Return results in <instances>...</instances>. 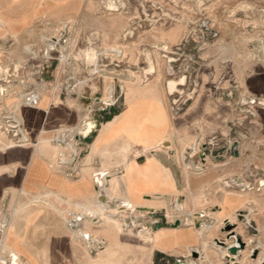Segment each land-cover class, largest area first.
<instances>
[{"label":"crops","instance_id":"0c3cea01","mask_svg":"<svg viewBox=\"0 0 264 264\" xmlns=\"http://www.w3.org/2000/svg\"><path fill=\"white\" fill-rule=\"evenodd\" d=\"M81 9L82 0H0V64L16 60V51L23 45L25 35L38 22L68 23ZM9 44L15 46L12 51L6 50ZM244 89L264 99V68L245 78ZM111 101L96 103L95 107ZM80 106L82 103L53 101L48 96L34 106L21 104L20 121L12 118L18 125L17 135L7 134L19 140L22 135L19 129H24L33 143L4 146L5 139L0 138V220H7L6 227L0 228V235L4 236L8 248L29 264H174L177 259L181 264H256L255 259L250 262L249 256L253 250L259 248L260 252L264 247V230L256 229L255 233L244 235L235 228V237L245 244L248 240L252 242L234 255L212 242L226 238L220 230L229 218L243 217L239 225L244 226L254 217L264 222V184L257 186L243 180L239 182L238 178L235 180L232 174L235 167L228 153L223 152L219 155L220 165H213L209 180L199 186L189 171L192 169L186 171L183 150L191 140L199 141L201 134L196 124L201 122V113L197 114L192 107L176 113L160 92L144 93L135 99L131 95L104 124L91 133L75 136L76 152L68 144L56 149V134L74 128L81 121ZM242 106L241 109L247 111L257 108L255 115L264 126L262 104L255 101ZM239 108V103L232 101L211 102L210 124L217 127L232 121ZM262 136L264 138V133ZM41 139L47 142L37 149L36 143ZM61 154L65 162L58 160ZM124 156L129 163L125 164L127 169L123 167ZM203 156L206 155L201 151L200 157L191 161L200 165V171L205 162ZM108 173L109 176L119 175L124 181L125 187L121 190L124 200L141 206L159 202L161 197L176 200L188 193L193 197L199 189L208 187L210 205L204 208L211 207L208 210L211 209L214 227L209 234L200 235L195 227L173 229L167 218V222H163L161 217H153L163 211L156 209L147 211L144 221L152 223L156 241L143 242L140 238L143 243L139 244L135 240L139 237L134 235H131L133 240L123 241L119 231L107 234L108 230L101 229V236L91 231L99 238L98 247L86 252L73 241L71 232L62 223V215L71 218L75 208H93L100 192L99 181ZM156 222L164 226L155 227ZM107 240L113 243L104 247ZM234 240L231 237L226 245H236ZM203 242L206 247H202ZM191 252H196L198 257L190 256Z\"/></svg>","mask_w":264,"mask_h":264},{"label":"rangeland","instance_id":"374dc122","mask_svg":"<svg viewBox=\"0 0 264 264\" xmlns=\"http://www.w3.org/2000/svg\"><path fill=\"white\" fill-rule=\"evenodd\" d=\"M25 38L16 51V60L0 64V87L11 88L5 103L0 101V113L10 109L9 106L17 101L18 93L35 92L41 94L40 100L48 96L53 101L82 103L81 121L74 128L57 133L75 146V136L85 134L83 129L88 123L91 128L87 133H91L123 107L125 86L132 87L134 99L144 93L160 92L174 106L176 113L189 107L197 114L201 113V122L196 127H199L202 140L192 138L183 150L188 154L194 152L197 158L201 151L207 156L202 158L205 161L202 171L198 170L200 165L191 163L193 158H188L186 163L199 186L209 180L210 168L216 163L220 165L219 155L223 152L228 153L230 163L235 167L232 173L235 180L238 178L239 182L243 180L257 186L264 180V126L255 115L257 108L241 109L249 102L262 104L264 100L244 91L245 78L264 68V0H82L81 12L73 21L56 25L42 20ZM53 38L57 39L56 43L48 48L46 43ZM13 47L9 44L6 50L12 51ZM65 51L68 55L62 60ZM88 52L94 53L95 59L86 60ZM127 74L134 78L129 79ZM169 81L176 83L172 92L168 90ZM110 82L112 101L104 107H95L97 100L104 96L105 85ZM213 101L239 103L235 119L217 127L211 125L209 106ZM19 131L22 135L16 141L28 140L26 131ZM124 187L123 180L115 185L114 210H126L129 205L150 209L149 204L141 206L124 200L121 195ZM209 194L207 187L199 189L193 197L188 193L170 200L173 211L179 212L176 208L180 206L185 212L194 210L199 215L193 226L185 225V228L200 230L205 218L211 220V209L208 210L211 207L204 208L210 205ZM74 211L71 218L88 224L85 227L90 231L89 237L82 246L86 252L98 247L99 238L91 231L101 236V229L108 230L105 231L107 234L119 231L123 241L133 240L131 235L139 237L135 239L139 244L156 241L144 234L152 224L144 222L147 219L145 213H132L138 231L128 232L125 228L107 226L101 215L85 209L75 208ZM163 212L153 217H161L165 222L167 217ZM203 212L209 216L205 217ZM62 216L68 218L65 214ZM254 218L244 226L239 225L243 217L237 216L231 230L236 228L244 235L255 233L256 229L263 231L264 222ZM62 223L65 225L63 220ZM213 227L214 223L203 231L209 234ZM222 228L220 232L227 235ZM4 239L0 235V240ZM222 239L225 243L230 240ZM112 243L107 240L103 246ZM250 243L247 241L246 245ZM7 247L0 250V256L7 263L16 258L21 264H29ZM258 249L255 258L250 254V262L264 260V247L260 252ZM10 250L13 258H8Z\"/></svg>","mask_w":264,"mask_h":264},{"label":"bare ground","instance_id":"6f19581e","mask_svg":"<svg viewBox=\"0 0 264 264\" xmlns=\"http://www.w3.org/2000/svg\"><path fill=\"white\" fill-rule=\"evenodd\" d=\"M10 1V0H9ZM18 1V0H17ZM12 3V2H11ZM18 3V2H17ZM12 5V4H11ZM11 8V7H10ZM56 38H53V40H51L48 44L46 43L47 47L48 48H52L53 44L56 43ZM68 50V49H67ZM88 51V50H86ZM91 52V51H90ZM86 53V52H85ZM94 54V53H93ZM93 54H89L88 52V56L90 57V59H87V57H85L86 60H91V57L93 58L94 55ZM68 54L66 53V51L63 53L62 55V60L66 58ZM95 59V57H94ZM93 61V60H92ZM84 64V63H83ZM107 72V71H106ZM127 73V72H126ZM107 74V73H106ZM113 76V75H112ZM119 76V75H118ZM129 79H132L134 77H132L131 74H127L126 75ZM111 79V78H110ZM134 81V80H133ZM181 82L183 81V79L180 80ZM71 82V81H69ZM67 82V83H69ZM59 83V82H58ZM70 84V83H69ZM59 86V85H58ZM131 86H125V101H129L130 99V96H131ZM174 88H176V83L173 82V81H169L168 82V90L170 92H172L174 90ZM176 90V89H175ZM11 91V88H9V86H5L3 87H0V100L2 101V103L4 104L5 101L7 100V96L9 95L8 92ZM112 82H110L109 84H106L105 85V92H104V96L100 99L97 100V103L98 105H101L102 103H107L109 101L112 100ZM171 94V93H170ZM11 95V94H10ZM9 95V96H10ZM40 97H41V94L40 93H29V94H22V93H18V96H17V101L15 103H12V106H9L10 109L1 113L0 114V138L3 137L5 139L4 142H2L4 146H12L16 143H19L21 145H27L29 143H33V142H30L29 140L27 139H24L22 141H16L15 139L13 140L12 138H10V136L7 134V125L5 124L4 120L2 117H11V118H16L19 120V117L18 116V112H19V108H20V105L21 104H27L29 106H34L37 104V102L40 100ZM262 105L264 106V100L262 101ZM105 106V105H104ZM102 106V107H104ZM5 107H7V105L5 104ZM92 123V122H91ZM47 124V123H46ZM51 125V124H50ZM48 128H51V127H48ZM53 128V127H52ZM91 128V124L88 123L86 129L84 131L87 132L89 131V129ZM43 129V128H42ZM55 132V131H54ZM83 133V132H82ZM48 134V133H47ZM52 134V133H50ZM57 135V134H56ZM82 135V134H81ZM45 137H48V136H44ZM73 138V137H72ZM57 140V144L58 146H55L57 144H55L54 146L56 147V149L60 150V148H64L65 145L68 144L69 148L73 151V152H76L74 147H73V143H69V142H66L65 141V137H56ZM198 140L201 141L202 140V137H198ZM47 142V139H41L39 140L37 143H36V146H37V149L40 147L42 148L43 146H45V143ZM53 142V140H52ZM54 143V142H53ZM51 145V144H50ZM53 145V144H52ZM30 146V145H29ZM28 146V147H29ZM67 146V147H68ZM54 147V148H55ZM33 152V151H32ZM30 152V153H32ZM88 152V151H87ZM191 152V151H190ZM59 153V152H58ZM75 154V153H74ZM183 154H184V166L186 168V171H188V165L186 164L187 161H188V158H195L194 156V152L192 153H189L186 152V151H183ZM62 156H60L58 158L59 161L61 162H65V157L63 154H61ZM72 157V156H71ZM85 158V157H84ZM181 158V157H180ZM29 159V158H28ZM153 159V158H152ZM94 160V159H93ZM113 160V159H112ZM122 160V159H121ZM123 167L125 166V164H129V163H126L125 161V156H124V159H123ZM98 162V161H97ZM191 164V163H189ZM49 166V165H48ZM68 166V165H67ZM50 168V167H49ZM116 168V167H115ZM121 168V167H120ZM51 169V168H50ZM206 169V168H205ZM59 170V169H58ZM72 171V170H71ZM111 171V170H110ZM109 171V173H110ZM117 171V170H116ZM120 171V170H119ZM122 171V170H121ZM63 173V172H62ZM109 173L106 174L101 181H99V185H100V192L98 193V199L97 201L95 202V205L93 208H88V209H85L87 211H89V213L91 214H96V215H101V217L103 219H105V223L107 226H111V227H119V228H125L128 232L130 231H133V232H136L138 231L137 230V223L135 222V216L132 215V213H136L137 214H146L147 211H151V210H156V209H162L165 213V216L167 217L168 221L169 222H173L175 220H179L180 222V225L177 227V228H173V229H180L182 228L183 226L185 225H190V226H193L194 222L196 220L199 219V215H197V213L194 212V210H189V211H183V209L179 206L177 207L176 209L179 211V212H175L173 211V209L171 208V205H170V200L168 197H161V201L159 202H152V203H147L150 205V209H147V210H139L138 208L136 207H131L132 205H129L127 206L126 210H114L112 204L114 202V198H115V195H116V190H115V185L119 184V182L121 181V177L118 175V176H109ZM114 173V172H113ZM116 173V172H115ZM121 173V172H120ZM117 174V173H116ZM164 175V173H163ZM109 176V177H107ZM101 178V177H100ZM234 181V180H233ZM162 182V181H161ZM225 182V181H224ZM232 183V182H231ZM98 184V183H97ZM260 184H264V180H261L260 181ZM235 186V185H234ZM98 187V186H97ZM98 190V191H99ZM229 190V189H228ZM188 191V190H187ZM177 192V191H176ZM238 192V191H237ZM193 194V193H192ZM64 196V194H63ZM191 196V195H190ZM48 197V196H47ZM91 197V196H90ZM159 197V198H160ZM157 198V197H156ZM63 199V198H62ZM158 199V198H157ZM179 199V198H178ZM50 201V200H49ZM173 201V199H172ZM64 202V201H63ZM178 202V200H177ZM73 203V202H72ZM189 204V203H188ZM76 205V204H75ZM16 206V205H14ZM80 206V205H79ZM192 206V205H191ZM82 207V206H81ZM91 207V206H90ZM175 207V205H174ZM3 210V208H2ZM13 213V212H12ZM16 213V211H15ZM204 213V216H209L207 215L206 212H203ZM5 215V214H4ZM236 215V214H235ZM203 215L201 217H204ZM245 216V215H244ZM15 216H13L14 218ZM66 217V216H65ZM21 218V217H20ZM97 218V216L95 217ZM99 218V217H98ZM6 219V218H5ZM209 219L211 220H203V225L201 227L200 230H198V234H203V230L206 228V226L210 225L211 223H213V217L210 215L209 216ZM234 219L237 220V217L233 218V219H228V221H225V222H228V224H232L234 221ZM241 219V218H240ZM62 220L64 222V227L71 232L72 236H73V241L75 242V244H78L80 246H83L84 242L87 240V238L89 237V233L90 231L87 229V227H85V225H88L87 223L84 224L83 222L81 223L78 219L76 218H64L62 217ZM86 222V221H85ZM225 222L223 223V226L225 224ZM236 222V221H235ZM0 224H2V226L0 228H3V227H6L7 225V220L5 221H2L0 220ZM12 224V223H11ZM155 224V223H154ZM10 226V225H9ZM141 226V224H140ZM221 226V227H223ZM171 228V227H170ZM140 230H143V229H140ZM139 230V231H140ZM169 230V229H168ZM144 234L149 237L150 239H154L156 240L157 239V235H153V228H152V225L151 227L149 228V231L148 232H144ZM175 236V235H174ZM221 239V238H220ZM219 239V240H220ZM218 240V239H217ZM248 242H252V240H248ZM206 242H203V246L206 247L205 245ZM236 244V242H234ZM213 244L218 246V247H221V245H219L216 241H213ZM75 246V245H74ZM79 246V247H80ZM230 246V245H229ZM7 247L4 240H0V250H2L3 248ZM8 248V247H7ZM4 251V250H3ZM12 250L9 251L8 253V258H13V253H11ZM218 253V251H217ZM220 254V253H219ZM139 255V254H138ZM229 255V254H228ZM234 255V254H233ZM148 257V256H147ZM141 258V257H140ZM232 258V256H231ZM230 258V259H231ZM148 259V258H147ZM13 260V259H12ZM229 260V259H228ZM234 260V259H233ZM140 261V259H139ZM149 261V260H148ZM264 260L263 259H259L257 260L256 259V264H261ZM8 261L7 260H4V258L2 256H0V264H21L19 262V260H16V258H14V261H9V263H7ZM147 263V262H146ZM83 264V263H81Z\"/></svg>","mask_w":264,"mask_h":264},{"label":"water","instance_id":"95a60500","mask_svg":"<svg viewBox=\"0 0 264 264\" xmlns=\"http://www.w3.org/2000/svg\"><path fill=\"white\" fill-rule=\"evenodd\" d=\"M142 209L143 208H139V210H142ZM179 225H180L179 220H175L173 223L169 224V227L177 228ZM154 226L155 227H161V226H164V224L162 222H156L154 224ZM231 229H232V224H228V222H225L222 230H223V232L227 233L226 239H230L231 237H233L235 239L236 245L228 247L223 239L216 240V242L219 245H221L222 247L227 248L229 253L235 254V253H237V251L243 250L245 248L246 244L239 237H235L234 236L235 234H234L233 230H231ZM256 254H257V250H253L251 255L253 258H255ZM191 256L197 258L198 254L196 252H191ZM180 263H181V260H179V259L175 260V262H174V264H180ZM226 264H229V263H226ZM261 264H264V262H262Z\"/></svg>","mask_w":264,"mask_h":264},{"label":"built area","instance_id":"2783aa9c","mask_svg":"<svg viewBox=\"0 0 264 264\" xmlns=\"http://www.w3.org/2000/svg\"><path fill=\"white\" fill-rule=\"evenodd\" d=\"M1 103H2V101H1ZM2 118H3L4 122H5V124L7 125V132L10 133V134H12V135H17L16 130H14L16 127H18V125L16 124V122L11 117H5L4 116Z\"/></svg>","mask_w":264,"mask_h":264}]
</instances>
